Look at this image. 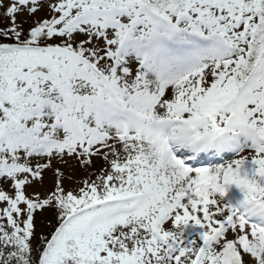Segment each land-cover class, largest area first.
I'll return each instance as SVG.
<instances>
[{
  "label": "snow or ice",
  "instance_id": "obj_1",
  "mask_svg": "<svg viewBox=\"0 0 264 264\" xmlns=\"http://www.w3.org/2000/svg\"><path fill=\"white\" fill-rule=\"evenodd\" d=\"M0 264H264V0H0Z\"/></svg>",
  "mask_w": 264,
  "mask_h": 264
},
{
  "label": "rangeland",
  "instance_id": "obj_2",
  "mask_svg": "<svg viewBox=\"0 0 264 264\" xmlns=\"http://www.w3.org/2000/svg\"><path fill=\"white\" fill-rule=\"evenodd\" d=\"M99 166H101V162L98 161L97 162V168ZM88 171H91V170H81L78 167H76L74 161L70 162V165L65 167V172H66V175H71L72 179L66 180V183L70 187H74L75 182L84 178L88 174ZM52 182H53V175L51 172H49L46 175L44 185L41 187V190H46L47 188L51 187ZM44 223L47 224V221H45Z\"/></svg>",
  "mask_w": 264,
  "mask_h": 264
}]
</instances>
